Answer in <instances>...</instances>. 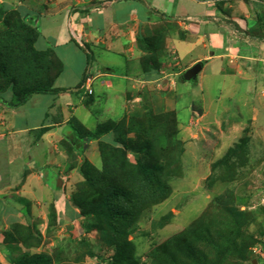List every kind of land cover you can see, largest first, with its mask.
I'll list each match as a JSON object with an SVG mask.
<instances>
[{"label": "rangeland", "instance_id": "1", "mask_svg": "<svg viewBox=\"0 0 264 264\" xmlns=\"http://www.w3.org/2000/svg\"><path fill=\"white\" fill-rule=\"evenodd\" d=\"M149 1L151 3L146 0H0L1 35L9 29H12V34H15L14 30L17 31L15 27L3 25L7 17L12 23L19 22L14 13L16 11L23 12V17H28L35 27L44 24L45 30L56 36L61 33L65 17L77 14L74 28L79 30L80 39L83 40L89 37V23L101 31L105 26L100 19H103V15L106 17L108 9L110 13L117 11L119 4L121 9L127 10L129 15L134 13L136 18L132 16V23L123 24L122 27L125 26L119 30L117 25L121 24L108 17L112 25L106 33H109V38H89V41L98 43H93L98 49L92 51L89 60L82 40L81 44L78 43L79 51L75 50V53L70 52L74 51L73 48L70 50L62 47L65 71L59 78V85L68 91L36 96L18 111L21 116H12V119L9 113L4 116L0 109V118L6 119L8 116V122L15 119L18 125L23 120L29 125H49L59 110L53 106L56 102L57 106L62 104L61 112H69V116L68 113L64 115L66 121L74 118L86 129L95 130L99 123L109 117L116 119L126 116V123L129 124L131 115L142 114L150 109L155 114L177 113V138L180 145L176 146L174 156L181 152L183 176L170 181V198L145 212L134 226L133 233L128 236L134 247V264H168L164 254L159 253L154 258L153 253L162 250L167 255L169 251L162 249L165 243L175 235L184 233L186 227H191L196 219L202 220L201 223L205 224L203 227L211 232L214 247L203 244L202 247L197 245L196 250L189 248L187 259L180 255L178 262L264 264V46H260L261 41L264 44V32L258 33L257 29L260 18H264V0ZM152 7L165 10V17L180 24L187 34L185 38L178 35L172 40H166L162 47L157 42L159 62L164 60L159 65L160 73L154 71V76L150 74L149 79H144L141 60L144 61L146 56L137 40L139 35L151 37L154 33L152 25L159 22L160 13L155 14L156 20L153 19L154 13H150L148 18L152 19L144 20L146 24L140 21L139 15L140 9L148 8L151 11ZM121 16L125 20L124 13ZM49 17L57 19H52L51 23ZM231 28L232 31L227 34L226 29ZM62 35L67 37L68 42L73 40L65 33ZM9 36L3 35L1 42L5 44L7 41L14 55L18 54V47L23 44H18L17 40L12 41ZM105 43L108 48H101ZM225 43L238 48L236 43H239L241 49L229 52L225 49ZM44 45L40 44V47ZM128 59H135L141 75L137 74L130 82L131 91L121 93L125 85L124 78L127 73H131L133 66ZM33 61L29 65L35 79L44 78L46 73L48 75L44 71L46 62ZM22 62L17 60L16 67L11 62L14 73L21 75ZM83 62L84 70L88 68L86 71L93 74L90 76L94 90L92 97H85V90L75 87L80 81L79 69ZM198 62L205 64L198 82H185L183 74ZM106 68L116 72L112 79L114 89L100 87L102 79L97 77ZM136 72L139 71L136 69ZM25 81L32 83L34 79L28 77ZM149 88L153 95H150ZM3 96L6 101L0 107L4 106L6 111L17 108L13 105L16 100L10 94L5 93ZM57 97L58 100L54 101ZM91 98L94 103L90 109L84 104ZM133 98L137 99L138 106L124 107V104L135 102ZM69 99L72 100L70 104ZM77 99L79 104H75L78 107L75 111L73 103ZM61 126L54 128L58 131L53 139L47 138V133H42L47 127H39L36 135L39 140L43 136L48 143L53 140L59 143L61 150L57 149V156L60 157L65 150L64 161H68L67 165L64 162L59 164L63 165L66 172L78 169L79 175H58L60 168L55 169L54 165L47 164L51 160L50 146H44L42 154L45 156H39L41 164L38 165L49 185L44 192L41 189V195L27 197V201L23 199L21 209L6 206L8 203L0 197V264H110V259L117 253V245L110 242L103 225H97L103 224V218L94 213L87 217L81 207L87 197L83 191L82 182L85 177L81 174L82 168L87 163L101 167L99 148H95L98 154L92 157L93 162L85 157V151L82 150L74 152L72 156L68 155L66 139H70L72 134H67L71 131L67 124L64 133V126ZM122 131L116 134L119 139L117 144L114 143L115 138H112L114 136L112 139L106 137L105 140L119 148L126 145L132 148L134 144H129V141L139 139L125 127ZM244 141L247 142L250 154L240 153ZM93 143L98 144L95 141ZM142 148V157L155 149L154 146ZM139 153L130 152L129 160L136 163L140 159ZM234 153L236 158H233ZM245 156L246 159L243 158ZM228 157H231V161L226 165L216 166V163ZM75 161L77 166L71 168ZM57 177L62 179L61 184ZM117 177L121 179L119 175ZM117 177H113L114 181L118 180ZM235 208L239 214L234 213ZM170 213L173 215L171 222L164 228L158 227L156 224L161 221V216ZM212 214L214 216L211 217ZM2 217L5 218V224ZM18 224H21L19 229L16 228ZM9 232L13 236L8 235Z\"/></svg>", "mask_w": 264, "mask_h": 264}, {"label": "trees", "instance_id": "2", "mask_svg": "<svg viewBox=\"0 0 264 264\" xmlns=\"http://www.w3.org/2000/svg\"><path fill=\"white\" fill-rule=\"evenodd\" d=\"M158 11L154 15L160 12ZM14 13L18 16L19 22L16 24L12 23L10 18L7 17L3 20V25L11 28L15 27L19 31L14 30L15 34H12L13 32L10 33L12 29H9L7 33L3 31L2 35L0 34L1 103L6 101L3 96L5 93L10 94L12 99L16 100V103H13L16 107L26 105L34 96L41 94L57 95L62 92L66 93L68 89L56 87L57 80L65 71L64 58H62V55L54 46H47V48L42 46L41 48L40 44H44L42 42L44 36L42 35L40 27H35L29 21L28 17H23V12L16 11ZM159 15L161 20L159 19L158 23L152 25L154 33L151 34V37L146 38L139 35L137 40L138 46L146 56L144 61L141 60L143 63L141 67L144 79H149L150 74L153 75L154 71L160 73L159 65L164 60L161 63L159 62V48H156L157 42H160L162 47L166 40H172V38L174 39L178 35L181 38H185L187 34V31H184L180 24H176L172 22V19L166 18L165 14ZM140 19L142 22L146 20L145 16ZM260 20L261 22L257 26L258 33H262L264 28V18H260ZM180 29L182 30L180 31ZM10 34L11 36H9ZM3 35L5 37L9 36L14 42L17 40L18 44H23L18 47V54L14 55L12 52L13 48L8 45L7 41H5V44L1 42ZM73 40L75 41L76 39L74 38ZM87 52L89 60L93 54L92 51L89 53L87 50ZM53 57L54 59L52 61L51 59ZM33 59L36 62H46L44 71H47L48 75L46 73L44 78L38 80L32 76L29 64L34 62ZM17 60L23 61L21 75L14 73L12 70V66H17ZM12 61L14 65L11 66ZM86 70L80 80L79 90L84 89L87 77L93 75ZM28 77L33 78L34 81L32 83L25 81ZM92 100L91 98L86 101L84 105L91 109V105L94 103ZM94 114L97 113L94 112ZM140 114L136 113L131 115L129 124L126 123V116H123L121 120H118V117L116 119L109 117L106 121L99 123L96 129L92 131L86 129L74 118L67 123L73 131L72 139H66L67 146H69V150L67 151L68 155L72 156L74 152L77 153L81 149L85 151V146L90 141H95L99 145L100 158L102 160L101 167L98 168L91 163H87L82 168L81 174L85 177V181L82 182L84 186L83 191L87 197L83 200L84 205L81 204V207L84 208L85 216L89 217L94 213L96 216L100 215V218H103V224L97 223V225H103V230L107 232L106 236H109L110 242L117 245V253L110 259V264H134V247L128 239V236L133 233L134 226L141 220L145 212L162 205L170 198L172 190L170 181L183 176L181 152H178L174 156L176 146L178 145L179 147L180 145L179 139L177 138L179 137L177 113L165 112L155 114L154 110L150 109L145 113L142 112V116H139ZM124 127L131 133H134L136 138L139 139L137 141H129V144L131 142L134 144L132 148H129L128 145L119 148L115 144L113 145L105 140L106 137L111 138L114 136L112 138H115L114 143L117 144L119 139L116 134L123 132ZM48 128L43 129L42 133H46L49 130ZM144 138L147 139L143 140ZM143 142H146V144H142ZM242 143L241 155L250 154L247 142L244 141ZM147 146L150 148L154 146L155 149L152 152L150 151L149 154H143L142 157V151H144L142 147ZM130 152H140V159H137L136 163H132L129 160L128 155ZM233 155V158L237 157L236 153ZM171 156L172 159L170 158ZM243 158L246 159L247 156ZM229 161H231V157L216 163V166H224ZM75 163L76 161L71 165V168L77 166ZM118 175L121 179L117 177ZM113 177H117L118 180L114 181ZM125 180L126 182H123ZM128 188L129 190H127ZM102 208L107 210H102ZM234 213L239 214V211L235 208ZM172 216V213L167 216H161V221L157 222L156 225L164 228L171 222ZM91 220L94 219L91 218ZM201 221L200 219L194 220L191 227H186L184 233H179L169 239L162 248L165 251H169L168 253L166 252L167 255L162 250H154L155 253H153L152 257L155 258L160 253L166 256L168 264H183L178 262V256L181 255L182 258L187 259L189 248L195 249L197 245L202 247L203 244H209L210 247H214L213 237L210 236L211 232L203 227L205 224H202ZM20 225L18 224L16 228L19 229ZM86 230L88 231L89 228ZM8 235L13 236V233L9 232ZM224 247L227 248L226 246ZM174 261L175 263H173Z\"/></svg>", "mask_w": 264, "mask_h": 264}, {"label": "crops", "instance_id": "3", "mask_svg": "<svg viewBox=\"0 0 264 264\" xmlns=\"http://www.w3.org/2000/svg\"><path fill=\"white\" fill-rule=\"evenodd\" d=\"M146 1L151 3L149 0H146ZM121 3H123V2H121ZM167 3H169V2H167ZM111 5H112V3H110V7H111ZM119 5H118L117 11L114 10V11H111V13H110V9H108L106 11V17H104V15H103V19H100L101 23H103L105 26V27H103V29L101 31H100V29L94 28V26L91 25V23H89L91 26L89 29L90 33H88L89 34L88 39H85V40L80 39L81 33L79 32V30L74 28L75 22H77V16H78L77 14H75L76 16H72L70 14V15H67L65 17V22L63 23L64 25L62 24V28H61V33H59V35L57 34V36L52 34L51 32H47L45 30L46 27L44 24H39L42 35L44 36L43 37L44 40L42 42L45 45L43 47L47 48V46H50V47L54 46L57 48V50L60 52L61 55L63 53L62 47H67L70 50H71V48H73L74 51H70V52L75 53V50L79 51L80 47H78V43H80V41L82 40L84 46L83 45H81V46H83L84 50L86 48L85 51L96 50L97 47H95L93 43H95V44H98V43L96 41H92V42L89 41V38L91 37V40L92 39L95 40V38L99 39V38H97V36H100L101 38L102 37L109 38V33L107 35H106V33L109 32V29L112 27V25H110V23L107 19L108 17H112V19L116 23L121 24V25H117V27H120L119 30H121L125 25L132 23L131 20L133 18H135L134 13L130 14L131 15L130 16L127 13V10H125L124 8L121 9ZM152 8L153 9L151 11H149L148 8H144L143 10L140 9L141 15H139V18H143V16H145L146 20L152 19V18H148L150 13L152 14V12L155 13L156 11L159 10L156 7H152ZM154 8H156V9H154ZM122 13H124V15L126 16L125 20H123V17L121 16ZM159 13L165 14L166 11L163 10V11H160ZM165 15H167V14H165ZM86 16H87V13H86ZM132 16H133V18H132ZM49 18H50V19H48L49 22H51L52 19H53V21H55V19H57V18H53V17H49ZM153 19L154 20L157 19L155 15H153ZM135 20H136V18H135ZM140 21H141V19H140ZM142 23H145V21H143ZM108 24H109V26H108ZM123 24H125V25L122 27ZM231 31H232V28L226 29L227 34H229ZM263 32L264 31H262V33ZM64 33H65V35H69L70 38H72V39L75 38L76 40L74 41L71 39L72 41L68 42L67 37L66 36L63 37V35H62ZM225 36H227V35H225ZM60 41H63V42H61L62 44L60 43ZM228 42H226V43L228 44ZM226 43H225V46H226L225 49L229 52L236 51L237 49H238V51H240V49H241L239 43L238 44L236 43V45H239V48L235 47L234 45H230V44L228 46ZM106 44L107 43L102 45L101 48H103V49L108 48V46ZM260 46H261V48H262V46H264L263 41H261ZM248 48L249 47H247V49ZM135 59H128V62H129V60L131 61V65H133L132 69H135V71L132 72V69H131V73L129 72L126 74V77L124 78L125 85H124L123 89L121 90V93H124L125 91L128 92V90L130 89V82L133 80L134 76H136L137 74H138V76L141 75L139 68H136L137 64H135L136 63ZM79 62H80V60H79ZM136 69L139 72H136ZM83 70H84V62L81 64V67L79 69L80 80H81V78L84 74V71H85V70L84 71ZM100 73L101 74H98V77H97L100 80L102 79V81L100 83L101 84L100 87L102 86L106 89H114V84H113L114 82L112 80L113 77H115V73H116L114 71V69L106 68V71L102 70V72H100ZM103 79H106V80H103ZM80 82L81 81H79L77 83V85L75 86L76 89L80 85ZM56 87L57 88H65V87L59 85V79L56 82ZM70 89H71V87H70ZM149 90H150V88H149ZM129 91H131V90H129ZM150 95H153L152 90H150ZM39 96H41V95H39ZM34 97H36V96H34ZM56 99L58 100V97L54 98V101H56ZM153 99L154 98H152V101H153ZM132 101H135V102H129V104H124V107H127V108H130V107L135 108V106L137 107L138 106L137 105V99L135 100V98H133ZM70 103H72L71 99H69V101H68V104H70ZM76 103L78 106V104H79L78 99H77V101H74L73 105H75ZM0 104H1V101H0ZM68 104H67V106L72 105V104L71 105H68ZM59 105L62 107V104H59ZM53 106L58 107L57 109H59V110L56 111L57 112L56 117L52 119L53 122H52V124H49V125L48 124L43 125V126H41V125L40 126L29 125V123L25 120H23L20 123V125H18L17 124L18 120H15V119L12 120L11 123L8 122L7 121L8 116L6 117V119L0 118V197L3 198L4 202L8 203V204H6V206H8V205L11 207L15 206V208L21 209L22 205H23V202H22L23 199L25 201H27L29 197H35L36 195H41L42 191L44 192V190L49 186L48 182H46L45 177L43 176V174H41L42 168H38V165L41 164V160H40L39 156L44 155V154H42L43 150H44V146H47V147L50 146L51 160H48L47 164L48 165H50V164L54 165L55 169H56V167L60 168V171L58 170V175H75V174H78V169L75 171L72 170L70 172H66V170H64V168H63V165L59 164L60 162H64V164H66V165L68 164V161L67 162L64 161V160H66L65 159L66 158L65 150L63 152L61 151L62 155L60 157L57 156V154H58L57 149L61 150V147H59L60 146L59 143L57 144V142H55L54 140L52 142L48 143L46 140L44 141L43 136H42V140L41 139L39 140V138L36 135V131L39 129V127H42V128L49 127V130L46 132L48 134L47 138L50 137L51 139H53L55 137V132L58 131V129H54V128H57L59 125H63L64 126V128H62L63 133H64L65 129L67 128L66 124L69 120L66 121L64 119V117L67 115V113L69 116V112L68 111H66V113L61 112V110H60L61 107L57 106L56 102L53 103ZM77 106L76 105L74 106L75 111L78 109ZM24 107H25V105L21 106V107H17L15 109L10 108L6 111V109H4V106H3V107H0V109H1V111L4 112L3 113L4 116L9 113L8 115H10V119H12V116L13 117L14 116H16V117L21 116V114H18V111L23 109ZM118 118H123V116L118 117ZM12 122H16V124L12 123ZM63 126H61V127H63ZM70 130L71 131L67 132V134H69L71 132L72 135H70L69 138L72 139L73 131L71 128H70ZM34 137H35V140H34ZM94 145H95V143H93V141H91L90 143H88L87 146H85V153H84L85 157L88 158L91 162H93L92 157H95L96 153H97V149L95 150V148H99L98 144H96L95 146ZM92 147H93V149H92ZM81 150H83V149H81ZM55 153H56V161H55ZM44 156H43V158H44ZM67 160H68V158H67ZM78 162H81V161H78ZM62 168H63V170H62ZM69 169H70V167H69ZM13 179H16V181H13ZM57 179L61 184L62 179H59V177H57ZM59 182H58V186H59ZM58 186H57V189H58ZM41 189H42V191H41ZM42 195H44V194H42ZM2 220H3L2 222L5 224V218L2 217ZM6 226H7V223H6Z\"/></svg>", "mask_w": 264, "mask_h": 264}, {"label": "water", "instance_id": "4", "mask_svg": "<svg viewBox=\"0 0 264 264\" xmlns=\"http://www.w3.org/2000/svg\"><path fill=\"white\" fill-rule=\"evenodd\" d=\"M204 62H198L191 69H188L182 76L185 82L197 83L199 75L204 69Z\"/></svg>", "mask_w": 264, "mask_h": 264}, {"label": "built area", "instance_id": "5", "mask_svg": "<svg viewBox=\"0 0 264 264\" xmlns=\"http://www.w3.org/2000/svg\"><path fill=\"white\" fill-rule=\"evenodd\" d=\"M92 79L91 78H88L87 79V83H86V91L89 95H92L93 94V89H92Z\"/></svg>", "mask_w": 264, "mask_h": 264}, {"label": "clouds", "instance_id": "6", "mask_svg": "<svg viewBox=\"0 0 264 264\" xmlns=\"http://www.w3.org/2000/svg\"><path fill=\"white\" fill-rule=\"evenodd\" d=\"M88 78H90V76H88L87 79H88ZM87 79H86L85 87H84V89H85L84 96H85V97L94 95V90H93V94H92V95H89V94L87 93V91H86V83H87ZM92 85H93V84H92ZM92 89H93V87H92Z\"/></svg>", "mask_w": 264, "mask_h": 264}]
</instances>
